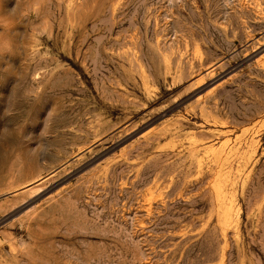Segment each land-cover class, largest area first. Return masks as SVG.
I'll return each mask as SVG.
<instances>
[{"label":"rangeland","instance_id":"rangeland-1","mask_svg":"<svg viewBox=\"0 0 264 264\" xmlns=\"http://www.w3.org/2000/svg\"><path fill=\"white\" fill-rule=\"evenodd\" d=\"M0 264H264V0H0Z\"/></svg>","mask_w":264,"mask_h":264},{"label":"bare ground","instance_id":"bare-ground-1","mask_svg":"<svg viewBox=\"0 0 264 264\" xmlns=\"http://www.w3.org/2000/svg\"><path fill=\"white\" fill-rule=\"evenodd\" d=\"M36 6V5H35ZM70 12H72V10L70 11ZM34 47V46H33ZM34 50V49H33ZM35 52V51H34ZM40 54V53H39ZM36 55V54H35ZM38 55V54H37ZM44 58V57H43ZM40 59V58H39ZM35 60V59H34ZM39 71V70H38ZM37 73V72H36ZM230 138H232V137H230ZM230 144V143H229ZM228 144V145H229ZM219 145V144H218ZM226 145V144H225ZM212 147V146H211ZM217 147V146H216ZM218 148V147H217ZM209 149V148H208ZM218 150V149H217ZM148 203V202H147Z\"/></svg>","mask_w":264,"mask_h":264}]
</instances>
